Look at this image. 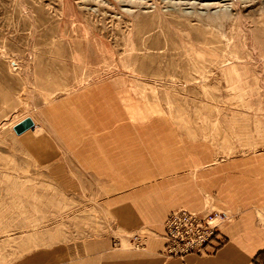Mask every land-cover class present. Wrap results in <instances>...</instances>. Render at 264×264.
I'll return each mask as SVG.
<instances>
[{
    "label": "rangeland",
    "instance_id": "rangeland-1",
    "mask_svg": "<svg viewBox=\"0 0 264 264\" xmlns=\"http://www.w3.org/2000/svg\"><path fill=\"white\" fill-rule=\"evenodd\" d=\"M0 264H264V0H0Z\"/></svg>",
    "mask_w": 264,
    "mask_h": 264
},
{
    "label": "built area",
    "instance_id": "built-area-1",
    "mask_svg": "<svg viewBox=\"0 0 264 264\" xmlns=\"http://www.w3.org/2000/svg\"><path fill=\"white\" fill-rule=\"evenodd\" d=\"M226 216L228 214L225 211L216 212L211 219H206L207 227L196 213L181 209L175 211L168 219V232L165 235L177 241L180 251H187L191 248L200 249L211 236L215 225Z\"/></svg>",
    "mask_w": 264,
    "mask_h": 264
},
{
    "label": "bare ground",
    "instance_id": "bare-ground-1",
    "mask_svg": "<svg viewBox=\"0 0 264 264\" xmlns=\"http://www.w3.org/2000/svg\"><path fill=\"white\" fill-rule=\"evenodd\" d=\"M33 127H34V126H33ZM33 127H32V128H33ZM32 128H30V129H32Z\"/></svg>",
    "mask_w": 264,
    "mask_h": 264
}]
</instances>
